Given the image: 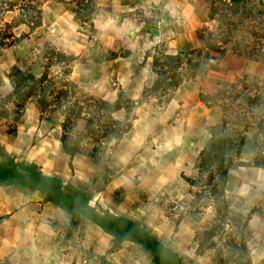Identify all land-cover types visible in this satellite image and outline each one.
I'll use <instances>...</instances> for the list:
<instances>
[{"label":"clouds","instance_id":"9594fccd","mask_svg":"<svg viewBox=\"0 0 264 264\" xmlns=\"http://www.w3.org/2000/svg\"><path fill=\"white\" fill-rule=\"evenodd\" d=\"M262 13L0 0V264H264Z\"/></svg>","mask_w":264,"mask_h":264},{"label":"rangeland","instance_id":"374dc122","mask_svg":"<svg viewBox=\"0 0 264 264\" xmlns=\"http://www.w3.org/2000/svg\"><path fill=\"white\" fill-rule=\"evenodd\" d=\"M17 3H22V0H17ZM262 3H264V0H262ZM15 6H16L15 4H11L9 7L11 9V8H14ZM12 24L15 25L16 21H13ZM5 28H9V26L5 25ZM4 36H5L4 29H0V59H1L0 62L1 63H8V62H10V59L14 57L18 61L17 67H25V72H27L28 66L26 64H22L20 62V56H19L18 52L10 50V46L5 44V42L3 40ZM13 83H14V80H13ZM41 87H42V85L37 87L35 90H38ZM5 94H6V92L3 95H5ZM47 94L51 95V92L49 91ZM21 95H23L22 92H21ZM0 115H2V113H0Z\"/></svg>","mask_w":264,"mask_h":264},{"label":"crops","instance_id":"0c3cea01","mask_svg":"<svg viewBox=\"0 0 264 264\" xmlns=\"http://www.w3.org/2000/svg\"><path fill=\"white\" fill-rule=\"evenodd\" d=\"M123 2L125 4L127 3H130L131 0H123ZM136 2L138 3L139 0H136ZM1 60V59H0ZM1 63V62H0ZM0 71H3V70H0ZM6 92V89L3 88V85H2V81H0V96H3V94ZM2 150H0V155H2ZM7 164L10 166L11 165V160H8L7 161ZM5 175H11V168L10 167H3V166H0V180H2L4 178Z\"/></svg>","mask_w":264,"mask_h":264},{"label":"trees","instance_id":"16d2710c","mask_svg":"<svg viewBox=\"0 0 264 264\" xmlns=\"http://www.w3.org/2000/svg\"><path fill=\"white\" fill-rule=\"evenodd\" d=\"M262 14H264V13H262ZM14 84H15V85H16V84L22 85V86L25 87V88H27V87H33L34 90H35L37 87L41 86L40 83H36V84L33 86V85L31 84V82L28 81L26 75L20 77L18 81H17V80H14Z\"/></svg>","mask_w":264,"mask_h":264}]
</instances>
